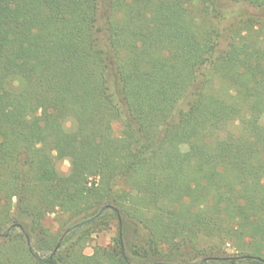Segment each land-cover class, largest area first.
I'll return each mask as SVG.
<instances>
[{
  "label": "trees",
  "instance_id": "16d2710c",
  "mask_svg": "<svg viewBox=\"0 0 264 264\" xmlns=\"http://www.w3.org/2000/svg\"><path fill=\"white\" fill-rule=\"evenodd\" d=\"M263 18L264 0H0V264H264Z\"/></svg>",
  "mask_w": 264,
  "mask_h": 264
},
{
  "label": "rangeland",
  "instance_id": "374dc122",
  "mask_svg": "<svg viewBox=\"0 0 264 264\" xmlns=\"http://www.w3.org/2000/svg\"><path fill=\"white\" fill-rule=\"evenodd\" d=\"M227 10H228L227 12L229 14L228 15L229 18H231L232 16L231 14H233V12L235 15L236 13L246 11L245 9L244 10L242 9L241 5L236 6L234 4L229 5ZM247 11L248 13L250 12L248 15H251L252 13L255 14L254 12L250 10H247ZM254 25H255L254 30L257 36H260V39L264 41V18L262 19V21H258L257 24L255 22ZM180 40L183 43H191V34L189 32H182L180 35ZM263 122L264 120L261 117H255L250 120L249 124L251 125L252 129L258 130L263 125ZM120 130H121V126L119 123H114L112 125V131H113L114 136H118L120 134ZM182 153L185 159L187 160L190 159L191 154L188 148L183 147ZM56 156H57V159H56L57 171L60 174H66L69 169V157L65 155L64 153L56 154ZM65 220H66V215L61 214L59 211H56L54 214L47 216L42 224L52 234H59L66 229V225L64 224ZM115 233H116V222L115 221L109 222L108 226L105 228L102 227L100 229H96V231L91 235L87 243L83 245L82 253L84 255H91L94 248L109 246ZM131 242H132L131 237L129 235H126L125 246L127 248L129 247L128 245ZM211 245L214 246L213 241L206 240L204 238H202L199 241V246L202 248H208V247H211ZM30 248H31V242H30ZM222 250H224L223 252H225L224 253L225 255L231 256L235 254V250L233 249V247L229 245H227L226 247H223Z\"/></svg>",
  "mask_w": 264,
  "mask_h": 264
},
{
  "label": "water",
  "instance_id": "95a60500",
  "mask_svg": "<svg viewBox=\"0 0 264 264\" xmlns=\"http://www.w3.org/2000/svg\"><path fill=\"white\" fill-rule=\"evenodd\" d=\"M106 208H107V207H103V208H101L100 211H99V214L102 213ZM13 227H14V226L9 227L8 230L3 234V236H4V237L7 236L8 231H9L10 229H12ZM17 228H18V229H21V228L18 227V226H17ZM68 232H69V231H68ZM68 232H67V233H68ZM26 240H27V246H28V248L30 249V241H29V238L26 237ZM58 247H59V245L56 246L55 250H57ZM206 261H207V259H204V260L202 261V263H204V262H206Z\"/></svg>",
  "mask_w": 264,
  "mask_h": 264
}]
</instances>
